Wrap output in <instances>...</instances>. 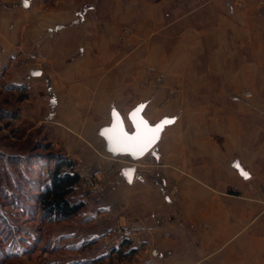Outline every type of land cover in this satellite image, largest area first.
Listing matches in <instances>:
<instances>
[{"label":"rangeland","instance_id":"obj_1","mask_svg":"<svg viewBox=\"0 0 264 264\" xmlns=\"http://www.w3.org/2000/svg\"><path fill=\"white\" fill-rule=\"evenodd\" d=\"M27 1L37 6L34 11L39 18L29 16L25 27L40 25L41 20L43 26L53 24L46 8L55 1ZM72 1L83 18L77 24L91 27L92 39L99 38L96 28L107 38L103 42L92 40L95 52L101 48L109 61L111 54L115 60L100 90L108 94L106 115L93 114V127L110 123L107 109L111 100L120 109L128 130L132 126L127 111L141 101L147 102L144 116L151 124L163 116L175 117L177 126H168L161 135L177 138L176 145L183 144L187 162L193 164L192 173L203 180L204 212L199 217L201 233L207 237L204 241L195 237L191 242L192 253L197 252L192 260L200 264H264V0H255L251 13L244 12L248 7L243 0L241 7L233 4L242 10L244 20L229 16L230 25L213 33H207L205 26L187 27L185 20L181 22L191 6L171 12L164 8L163 0ZM12 20L17 21L14 13ZM204 20L210 22L211 18ZM106 27L114 34L102 31ZM13 39L12 47L17 49L19 35ZM33 41L34 36L24 40L34 50ZM23 57L14 50L13 67L20 69L27 61L43 70L48 68L45 63ZM25 97L26 91L0 81V264H53L52 260L54 264H68L76 254L90 258L98 245L75 253V244L63 239L67 232L78 234L79 229L81 233V216L48 223L40 218V212L31 211L33 203L26 195L31 194V182L38 179L36 159L65 154L47 138L50 130L41 129V124L32 128V122L20 120ZM96 101L97 97L91 98V102ZM233 161L249 173L248 178L234 171ZM169 193L177 197L176 184L169 187ZM119 221L115 219V226L131 225ZM188 229L195 234L193 224L188 223ZM207 231L215 237L219 234L218 241H209ZM135 235L143 245V236ZM199 241L204 244L203 254ZM121 261L115 258L109 264Z\"/></svg>","mask_w":264,"mask_h":264},{"label":"crops","instance_id":"obj_2","mask_svg":"<svg viewBox=\"0 0 264 264\" xmlns=\"http://www.w3.org/2000/svg\"><path fill=\"white\" fill-rule=\"evenodd\" d=\"M22 1L25 0H0V81L27 92L28 97L22 99L25 106L20 120L26 122L27 119L29 123L32 122V128L41 124V129L50 130V136L47 138H51V143L55 146L63 148L65 156L74 161V168L82 172L88 167L100 166L104 171L102 195L90 193L80 197L72 193L84 203L76 215L82 217L83 230L81 229L80 233L78 229V234L67 232L65 235L68 237L64 240L71 242V245L75 244V253L81 249V244L87 242L86 247H93L94 244L99 246L92 257L76 254L73 256L74 261L87 259L90 263L109 264L115 258H120V264H200L192 260V257L197 256V252L192 253L194 246L191 242L193 243L195 237L201 238L200 241L207 237L203 231L201 233L202 217H199L204 212L203 180L192 173L193 164L187 162L183 144L176 145L177 138L160 135L157 144L137 160H132L128 155L112 157L105 150V142L98 134L99 129L108 124L101 123L95 129L93 126L96 119L92 117L93 114L106 115L104 107L108 94L100 90L102 82L107 80L109 66L115 65L113 54L109 61L108 54L101 48L95 52L96 46L92 40L103 42L107 41V38L102 37L101 31L96 28L99 38L92 39L93 29L84 23L79 25L81 22L77 24L82 17L72 0H52L55 1L54 5L46 8L52 25L43 26L41 20L40 25L25 27L29 16L37 20L39 17L34 11L37 6L33 5V2L26 0L24 6ZM243 1L248 7L244 12L251 13L255 0ZM163 4L164 8L171 12H181L187 6L193 7L190 11L186 9L181 22L185 20L187 27L191 24L196 27L205 26L208 28L207 33L215 32L218 27H228L229 16H237L238 19L245 16L241 15L242 10L237 9L231 0H163ZM91 9L92 7H89V10ZM13 13L16 22L12 20ZM188 17L191 18L189 22ZM205 17H210L211 21L205 22ZM102 31L114 34L108 27ZM181 31L182 29L179 32ZM200 31L205 32L204 28ZM45 34L48 39L43 38L42 35ZM14 35L16 38L19 35L20 38L16 48L21 58L27 56L35 63H45L48 66L46 70L27 61H23L26 64L20 65V69L13 67L14 60L11 57L13 51L17 50L12 47V43L15 44L14 40L16 41L13 39ZM33 36L35 41L31 46H35L34 50L24 42H27L29 37L33 39ZM60 43L71 46L63 47ZM36 70L41 73L34 75ZM95 97L99 102H91V98ZM141 102L147 106L146 101ZM108 105L109 116L112 106L120 112L114 101L111 100ZM7 112L4 110V113ZM43 113L45 115L41 116ZM174 123L176 124V118L171 125ZM176 126L177 124L174 128ZM227 147L230 149V143ZM237 164L236 161L232 162L234 171L243 178H248L249 173L238 164L247 174L242 175L236 167ZM129 167L135 169L131 181H128L125 175V170ZM217 170L220 171V166ZM232 177L234 178L233 175ZM173 184L178 187L177 197H171L169 193V187ZM209 196L211 199V194ZM209 214L214 216L213 213ZM116 218H120V223L129 221L143 236V245L124 243L114 249L100 245L102 233L115 226ZM188 223L195 226V234L188 229ZM207 234L210 235L209 241H218L219 234L216 237L210 231H207ZM203 247L204 244H201L200 254H203ZM52 263L54 264L55 260H52Z\"/></svg>","mask_w":264,"mask_h":264},{"label":"trees","instance_id":"obj_3","mask_svg":"<svg viewBox=\"0 0 264 264\" xmlns=\"http://www.w3.org/2000/svg\"><path fill=\"white\" fill-rule=\"evenodd\" d=\"M36 160L39 161L38 173L35 170L32 172H36L38 179L35 180V178V181L31 182V194L26 195L33 203V206L30 205L31 211L40 212V218L48 223L69 221L84 206L83 201L78 196L72 195V193L74 194L73 186L79 180V174L73 172L74 161L60 154H53L47 158L38 156ZM87 243L81 244L80 248H85ZM124 243L128 244L122 242L121 245ZM85 261L88 260H71L68 264H80L85 263Z\"/></svg>","mask_w":264,"mask_h":264},{"label":"built area","instance_id":"obj_4","mask_svg":"<svg viewBox=\"0 0 264 264\" xmlns=\"http://www.w3.org/2000/svg\"><path fill=\"white\" fill-rule=\"evenodd\" d=\"M234 5L241 7L244 5L242 0H231ZM73 172L79 174V180L73 186V192H78L81 196L95 193L97 195L103 194L102 177L104 174L103 169L100 166L88 167L82 172H79L76 168ZM78 195V194H77ZM135 228L131 225H118L113 228L105 230L100 239L102 246L108 249L118 248L122 242H127L129 245L140 246L142 239Z\"/></svg>","mask_w":264,"mask_h":264},{"label":"water","instance_id":"obj_5","mask_svg":"<svg viewBox=\"0 0 264 264\" xmlns=\"http://www.w3.org/2000/svg\"><path fill=\"white\" fill-rule=\"evenodd\" d=\"M22 4L25 6L26 5V1H22ZM41 71L40 70H36L34 71V75H38L40 74ZM140 106H143L142 110L140 112H138L136 114V121H139L141 118L146 121L150 126L155 127L156 125L160 124L161 121H164L165 119L171 121L170 123H167L163 126L162 130L159 132V138L160 135L162 133V131L164 130V128L168 125H171L174 121H175V117H169V116H165L162 117L159 121H157L154 124H151L143 115V111L145 109V103L144 102H140L137 105H135L127 114V119L129 121V123L132 126V130H128L126 125H125V119L123 118V116L121 115V113L115 108V107H111L110 110V123L108 125H105L103 127H101L98 131V134L103 138L104 142H105V150L107 152H109L111 154L112 157H117V156H123V155H128L132 160H137L138 158L144 156L145 154H147L159 141V138L155 140L154 143H152L146 150H144L143 152H140L136 149H130V150H121V146L115 144L112 140H110L106 135H104L105 130H111L113 129V127H117V131H119L120 129L123 130L124 133L127 134V136L132 137L135 136L137 133V128H136V124L134 123V120L132 118V113L136 112V110L138 108H140ZM113 112L118 114V118L116 120H114L113 118ZM109 135H113V133L111 131H109ZM238 170L241 172V168L237 167ZM134 168L133 167H129L125 170V175L127 177L128 181H131L133 173H134ZM243 171V170H242ZM244 172V171H243ZM245 173V172H244Z\"/></svg>","mask_w":264,"mask_h":264},{"label":"snow or ice","instance_id":"obj_6","mask_svg":"<svg viewBox=\"0 0 264 264\" xmlns=\"http://www.w3.org/2000/svg\"><path fill=\"white\" fill-rule=\"evenodd\" d=\"M142 108L143 106H140V108H138L136 112L131 114L137 128V133L135 136H127V134L124 133L122 129L117 131V127L115 126L111 130H105L104 135H106L115 144L121 146V150L136 149L140 152H143L152 143H154L156 139L159 138L158 134L162 130L163 126L171 122L165 119L164 121H161L160 124L156 125L155 127H152L142 118L139 121H136V114L140 112ZM113 118L114 120H116L118 118V114L113 112ZM109 131H111L113 135H109ZM236 167H239V165L237 164ZM241 174L245 176L247 175L242 170Z\"/></svg>","mask_w":264,"mask_h":264}]
</instances>
